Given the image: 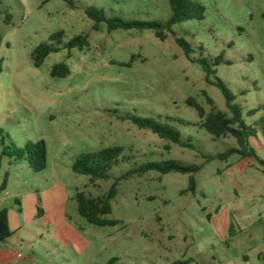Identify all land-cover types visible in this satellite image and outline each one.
Masks as SVG:
<instances>
[{
    "label": "rangeland",
    "instance_id": "obj_1",
    "mask_svg": "<svg viewBox=\"0 0 264 264\" xmlns=\"http://www.w3.org/2000/svg\"><path fill=\"white\" fill-rule=\"evenodd\" d=\"M69 1L0 0V131L19 147L45 141L48 149L40 174L24 163L8 172L13 179L6 190L17 194L30 222L24 240L34 264H264V0H193L206 8L205 19L174 26L166 41L153 30L110 32L106 23L97 30L87 11L165 24L169 0ZM61 31L59 52L36 68L33 51ZM77 36H87L90 47L70 52L65 45ZM176 37L191 45V59ZM200 61L227 84L257 130L250 139L256 158H204L238 145L231 136L210 135L187 104L195 98L209 113L207 94L228 113ZM61 63L70 75L53 77ZM133 116L173 127L193 149L138 129L126 119ZM114 147L124 153L108 181L91 185L73 171L82 154ZM168 160L202 166L195 193L182 194L189 175L171 173L160 181L151 172L122 183L107 217L119 225L98 227L79 215L78 190L99 197L130 169Z\"/></svg>",
    "mask_w": 264,
    "mask_h": 264
},
{
    "label": "trees",
    "instance_id": "obj_2",
    "mask_svg": "<svg viewBox=\"0 0 264 264\" xmlns=\"http://www.w3.org/2000/svg\"><path fill=\"white\" fill-rule=\"evenodd\" d=\"M70 3L69 0H66ZM171 8V18L167 23L161 24L157 22L139 23L125 21L120 18L106 19L102 10L90 8L87 11L88 17L95 22V29H99L102 23H106L110 32L116 30H153L156 37L161 41H166L168 33L172 32L174 26L186 21L205 19L206 8L199 2L193 0H169ZM11 15H7L6 23L11 22ZM64 32H57L50 37L52 44L43 43L38 46L32 54V60L36 68H40L46 59L52 54L59 52V46L63 44ZM177 45L182 49L187 58L191 59L193 49L187 40L181 37L175 39ZM3 43V37L0 34V49ZM90 47L87 36H77L65 45L70 52L74 49H86ZM199 63L205 64L204 61ZM205 68V80L208 84L218 87L225 98L228 113L217 109L214 101L207 96L212 109L207 113L197 102L195 98H189L187 104L196 109L199 116L203 120L202 127L212 136L217 138L233 137L238 148L230 149L225 153L215 157H204L207 162L213 160L228 161L232 155L238 154L244 159L256 158V151L250 146V139L257 137V130L250 127L243 116L242 108L236 104V97L231 92L225 82L216 77V72L212 71L208 65ZM0 66V72H1ZM53 77L65 78L70 75V69L67 64L61 63L54 66L52 70ZM215 77V80L212 77ZM256 110L250 111L249 116H254ZM131 124L138 129L152 132L163 140H168L173 144L181 145L193 149L190 143L182 144L181 134L173 127L162 124L153 119L128 117L126 118ZM0 146L3 149L0 155V171L3 166L4 159H8L11 164L19 162H27L29 168L35 173L40 174L47 169L48 149L45 141L37 143L27 142L23 147H19L11 137L3 131H0ZM166 150L171 151V145H167ZM124 149L122 147L108 148L99 152L85 153L79 156L74 162L72 169L75 173L90 178V184L96 185L100 181H108L111 179V170L120 163ZM124 160V159H123ZM264 165V161H261ZM202 166L182 165L175 160L163 161L160 163H148L138 168H133L117 178L111 188L99 197H93L86 192L79 191L76 194L78 203V213L89 224L98 227H112L120 224L119 221L109 220L107 217L112 213V202L119 195V190L123 182L144 178L151 172L159 174V180L162 181L164 176L175 173L189 175V186L187 191L182 194L191 192L195 193L198 188L196 175L201 171ZM9 175L7 174L0 188L2 194L8 187ZM42 212V211H41ZM13 236L9 225V210L0 211V244H6Z\"/></svg>",
    "mask_w": 264,
    "mask_h": 264
},
{
    "label": "crops",
    "instance_id": "obj_3",
    "mask_svg": "<svg viewBox=\"0 0 264 264\" xmlns=\"http://www.w3.org/2000/svg\"><path fill=\"white\" fill-rule=\"evenodd\" d=\"M21 163L28 165V163L24 161L15 163L14 165H18ZM14 165H12L8 159L6 160V162L3 161V166L0 171V188L5 176L8 174L9 175L8 190H9L13 176L8 172L11 170V168H13L11 166ZM12 173L15 175L16 171L12 170ZM17 188L20 189L21 186ZM8 190L0 194V211L3 209L9 210V225L11 230L13 231V236L11 237V239H9V241L6 244H0V264H34L30 256V253H33L32 249L27 248V246H25L26 242L24 240V238L27 235H29V231L27 227L29 226L30 222L23 215L22 203H21L22 201H18L17 194H15L14 192H9ZM18 205H20L19 212H18ZM41 217L40 218L44 220L46 215L43 213ZM23 229L26 230L25 233Z\"/></svg>",
    "mask_w": 264,
    "mask_h": 264
}]
</instances>
